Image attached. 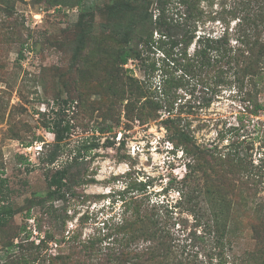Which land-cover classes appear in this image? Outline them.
<instances>
[{
  "label": "trees",
  "instance_id": "trees-1",
  "mask_svg": "<svg viewBox=\"0 0 264 264\" xmlns=\"http://www.w3.org/2000/svg\"><path fill=\"white\" fill-rule=\"evenodd\" d=\"M45 1L50 6H79L80 12L71 30L72 37L51 42V46L71 53L76 64L71 68L75 69L77 78L75 83L65 85L66 99L59 91L56 93L51 110L53 118L47 122L43 115L44 126L54 135L44 162L48 166L56 164L75 121L84 124L86 118L90 122L98 112L103 123L95 131L101 134L113 131V124L120 122L116 108L122 105L129 121L148 123L166 116L162 124L170 141L182 148L188 158L186 174L179 182V199L175 205L150 204L144 193L133 195L124 204L122 219L115 223L105 221L103 228L85 237L82 222L72 230L68 226L72 219L68 215V193L75 186L94 182L82 181L79 175L80 152L71 163L49 171L47 193L43 197L35 195L24 209L15 208L8 201L9 180L0 168V243L4 251L0 264H191L176 256L169 229L170 216L176 209L196 216L202 203L208 207L207 232L219 249L217 255L209 254L210 262L217 256L221 263H227L224 241L228 234L234 233L230 227L232 210L227 191L236 182L241 196L246 193V199L257 198L264 185V163L256 165L247 150L238 151L235 143L229 145L227 152L198 145L191 123H185L182 118L186 105L179 104L183 99L179 91L187 90L191 80L196 81L211 94L210 98L204 97L201 107L207 108L220 88L233 83L240 90L247 86V100L253 104L251 114H264V104L255 101L264 79V0H220V10L215 9L217 0L111 1L100 9L112 27L113 43L111 48L104 49L108 51L104 83H98L101 65L87 61L84 55L94 33L97 11L85 0ZM0 11L10 18L13 7L8 0H0ZM209 22H220L221 34L207 30ZM1 26L14 29L16 25ZM64 32L68 36V31ZM158 51L162 57L156 59ZM24 56L22 49L19 58ZM82 61L86 65L76 67ZM130 61L135 63L142 78L124 68ZM97 92L100 101L92 99ZM73 105L78 115L73 111L71 118L66 119V111ZM98 146L86 143L83 149L89 152ZM131 188L133 192H143L145 184L134 183ZM256 206L253 209L264 220V203ZM22 210L28 218L37 210L49 219L45 231L39 223L37 231L44 236L38 244L31 241L32 231L27 226L14 225L15 216ZM141 243L145 244L142 248Z\"/></svg>",
  "mask_w": 264,
  "mask_h": 264
},
{
  "label": "rangeland",
  "instance_id": "rangeland-1",
  "mask_svg": "<svg viewBox=\"0 0 264 264\" xmlns=\"http://www.w3.org/2000/svg\"><path fill=\"white\" fill-rule=\"evenodd\" d=\"M8 1L13 7L11 17L0 11V168L9 180L8 201L15 208L24 209L35 195L43 197L48 191L46 177L49 171L71 163L80 152L79 175L82 181L94 182L75 186L72 193H68V215L72 218L68 225L70 230L82 222L83 235L88 237L96 229L103 228L105 221L118 222L122 219L124 204L140 193L147 196L150 204L175 205L188 158L182 148L170 141L162 124L164 115L148 123L129 121L124 106L119 105L116 108L120 113L119 124H113V131L101 134L95 131L103 123L96 112L90 122L86 118L84 124L75 121V128L63 144L55 165L48 166L44 162L54 143V135L44 126L43 115L47 122L53 118L51 110L55 106L56 93L59 91L66 99L65 85L75 83L77 78L75 69L71 68L76 65L71 53L51 46V42L72 37L71 30L78 21L80 7L50 6L45 0ZM85 1L97 15L94 33L84 55L88 57L87 61L101 65L98 83H104L102 77H106L108 57L105 50L113 43L112 27L106 23L100 9L113 0ZM219 2L216 1V10H220ZM3 23L16 26L5 29L1 26ZM206 29L219 35L223 25L209 22ZM64 30L68 31V36ZM22 49L25 56L20 59ZM193 50L194 45L191 52ZM155 57H162L161 52L158 51ZM85 61L78 62L76 67L85 66ZM124 68L142 78L133 61ZM234 85L220 88L211 105L201 108L204 97L210 98L211 94L191 80L187 90L179 91L183 99L178 102L186 105L182 118L185 123H191L198 145L227 152L229 145L235 143L238 151L247 150L256 165L264 163V114L252 115L253 104L247 100V86L240 90ZM259 89L255 101L264 104V79ZM92 99L100 101L101 95L97 92ZM73 111L77 116L76 105L66 111V119L71 118ZM108 142L112 144L108 145ZM86 143L99 146L85 152L83 146ZM140 182L145 184V190L133 192L132 184ZM233 184L235 186L227 191V198L232 210L230 227L234 228V233L228 234L224 241L225 264H264V220L253 209L257 203H264V185L257 198L246 199L247 194L241 196L237 183ZM200 208L196 216L180 209L170 216L169 229L176 256L191 264H223L217 256L210 262L209 254L217 255L219 249L207 232L210 225L208 207L202 203ZM27 215L22 210L15 216L14 225L27 226L28 231H32L31 241L38 244L39 238L44 236L37 231L39 223L45 231L50 225L49 219L37 210L32 211L30 218ZM143 246L145 244L141 243L140 248Z\"/></svg>",
  "mask_w": 264,
  "mask_h": 264
}]
</instances>
